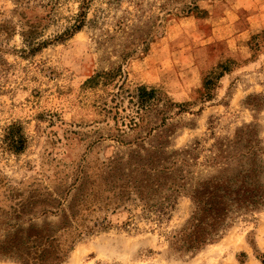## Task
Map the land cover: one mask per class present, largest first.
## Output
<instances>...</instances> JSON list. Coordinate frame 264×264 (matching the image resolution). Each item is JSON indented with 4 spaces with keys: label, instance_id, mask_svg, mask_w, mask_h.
<instances>
[{
    "label": "rangeland",
    "instance_id": "1",
    "mask_svg": "<svg viewBox=\"0 0 264 264\" xmlns=\"http://www.w3.org/2000/svg\"><path fill=\"white\" fill-rule=\"evenodd\" d=\"M163 2L89 0L84 24L72 31L81 0L17 6L0 0V20L15 26L11 35H0V179L24 189L48 182L64 165L125 150L97 137L108 125L95 104L111 86L87 84L96 71L120 63L125 87L156 88L185 104L187 111L171 119V148L198 141L195 154L202 160L215 138L231 137L244 124H252L264 144V0H199L189 13L179 11L180 3ZM18 8L34 32L30 38L22 35L27 27ZM141 21L152 38L128 61L117 46L109 52L108 44L97 43L108 30L113 42L123 41L119 23L130 28ZM11 124L24 137L19 151L6 145ZM190 205L180 196L161 222L139 216L134 207L113 214L112 225L85 235L60 264H262L257 255L264 253V209L234 215L215 242L193 254L169 251L165 237ZM5 220L0 214V239ZM36 223L55 228L57 217ZM0 264L19 263L0 257Z\"/></svg>",
    "mask_w": 264,
    "mask_h": 264
},
{
    "label": "trees",
    "instance_id": "2",
    "mask_svg": "<svg viewBox=\"0 0 264 264\" xmlns=\"http://www.w3.org/2000/svg\"><path fill=\"white\" fill-rule=\"evenodd\" d=\"M13 1L17 6L26 0ZM88 1L81 0L72 31L84 24ZM198 1L164 0L162 5L180 3L179 11L189 13L198 9ZM21 9L17 16L27 27L22 35L30 38L34 32ZM144 24L129 28L121 22L116 30H122L123 41L113 42L115 36L108 30L97 43L108 44L109 52L117 46L120 59L128 61L146 51L151 41ZM14 28L0 20V35H11ZM122 67L120 63L98 70L87 84L111 86L95 104L108 125L106 135L97 137L111 139L125 150L64 165L48 182L35 181L24 189L0 179V214L7 225L0 239L2 259L60 264L85 235L112 225L111 215L134 207L139 216L161 222L170 217L180 196L190 200L188 215L165 239L172 253L193 254L215 242L234 215L264 209V144L253 125H242L231 137L215 138L202 160L195 154L198 141L171 148L175 132L171 119L187 111L185 104L156 88L125 87ZM4 138L11 150L23 148L24 137L16 124L7 127ZM46 215L57 217L55 228L38 226L36 220ZM257 258L264 264V253Z\"/></svg>",
    "mask_w": 264,
    "mask_h": 264
}]
</instances>
